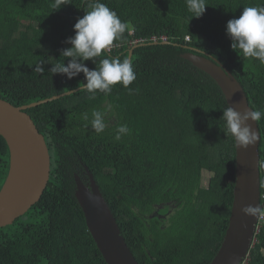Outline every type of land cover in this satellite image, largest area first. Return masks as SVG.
I'll use <instances>...</instances> for the list:
<instances>
[{
  "label": "trees",
  "instance_id": "16d2710c",
  "mask_svg": "<svg viewBox=\"0 0 264 264\" xmlns=\"http://www.w3.org/2000/svg\"><path fill=\"white\" fill-rule=\"evenodd\" d=\"M53 0H0V98L18 106L84 85L83 73L69 79L52 74V64L68 63L61 50L92 0H69L53 11ZM131 25L106 50L128 57L136 79L128 87L97 90L95 99L76 92L26 109L50 153V176L39 200L0 228V264H107L92 238L77 201L75 177L93 175L121 233L139 264H208L223 239L235 181V145L224 133L228 106L214 79L180 56L192 51L224 65L243 86L249 105L264 109V64L232 50L230 19L243 7L264 0H207L192 18L186 0H100ZM165 36L170 43H148ZM185 36L190 40L186 41ZM43 61L45 71H34ZM90 70L96 65L84 61ZM105 112L108 127L97 134L82 119L92 109ZM127 124L130 135L116 141ZM259 169L264 203V117ZM9 151L0 135V187ZM264 208V205H263ZM247 264H264V219Z\"/></svg>",
  "mask_w": 264,
  "mask_h": 264
},
{
  "label": "water",
  "instance_id": "95a60500",
  "mask_svg": "<svg viewBox=\"0 0 264 264\" xmlns=\"http://www.w3.org/2000/svg\"><path fill=\"white\" fill-rule=\"evenodd\" d=\"M148 43H170L155 40ZM131 46L128 58L131 59ZM195 67L210 75L220 87L227 105L238 112L253 109L248 102L243 86L220 61L192 51L180 54ZM84 88L61 92L23 105H14L0 98V135L9 151V166L0 187V228L6 227L24 215L44 192L50 176V153L44 138L26 109L58 99ZM257 131V141L248 148L235 145V181L228 224L214 257L208 264H239L253 245L259 215L249 216L242 208L261 206L259 144L260 132L257 122L249 120ZM74 195L84 213L87 228L107 264H139L127 245L119 225L111 212L93 175L88 172L85 184L74 175Z\"/></svg>",
  "mask_w": 264,
  "mask_h": 264
},
{
  "label": "clouds",
  "instance_id": "9594fccd",
  "mask_svg": "<svg viewBox=\"0 0 264 264\" xmlns=\"http://www.w3.org/2000/svg\"><path fill=\"white\" fill-rule=\"evenodd\" d=\"M67 4H70L69 0H53L50 7L56 11ZM207 5V0H186L187 11L191 14L188 23L192 18H200ZM89 9L74 24L75 34L66 41L71 47L61 50V56L70 58L68 63L65 64L63 61L52 64L50 72L65 74L69 79L83 73L86 81L84 89L89 93V99H95L97 90L106 96L110 95L112 86L116 84H121L131 94L134 90L128 86L136 79V74L130 58L125 57L121 60L120 57L107 56L100 59L98 64L94 59L101 57L114 41L131 30V25L127 21H122L116 11L100 0H92ZM226 35L231 39L232 50L238 55L242 54L245 58H253L264 64V4L243 7L239 18L227 22ZM89 60L96 65L92 70L84 63ZM43 64V61L37 62L34 71L43 73L45 71ZM105 115L104 111L94 108L91 116L85 112L82 119L87 122L85 127L90 124L91 128L100 134L108 127ZM262 117L264 109H251L241 113L228 105L222 114L224 133L230 134L238 147L248 148L257 141V131L253 130L248 121L257 122ZM130 134L131 129L128 125L121 124L116 129L115 140L119 141L123 135ZM242 212L249 216H264V208L259 205L255 207L248 205L242 208ZM258 225L260 229L259 220Z\"/></svg>",
  "mask_w": 264,
  "mask_h": 264
},
{
  "label": "built area",
  "instance_id": "2783aa9c",
  "mask_svg": "<svg viewBox=\"0 0 264 264\" xmlns=\"http://www.w3.org/2000/svg\"><path fill=\"white\" fill-rule=\"evenodd\" d=\"M155 40H166V37L165 36H161L159 39L158 38H156L155 36H153V37H151V40L150 41H155ZM185 40L186 41H189L190 40V38H189V36H185ZM144 41L143 40H141V39H137V40H134V41H132V45H134V44H138V43H143ZM114 45H112L111 47H110V49L113 47ZM110 49H108V50H110ZM264 219V216H261V215H259V223H261V220H263ZM257 230H259V225H258V227H257ZM254 241H255V239H254ZM253 241V242H254ZM247 262H248V255L244 258V259H242V261L239 263V264H247Z\"/></svg>",
  "mask_w": 264,
  "mask_h": 264
},
{
  "label": "flooded vegetation",
  "instance_id": "af4514ba",
  "mask_svg": "<svg viewBox=\"0 0 264 264\" xmlns=\"http://www.w3.org/2000/svg\"><path fill=\"white\" fill-rule=\"evenodd\" d=\"M44 138H45V136H44ZM80 177V176H79ZM81 178V177H80ZM83 181V180H82ZM85 184H87V181L85 182V181H83Z\"/></svg>",
  "mask_w": 264,
  "mask_h": 264
}]
</instances>
